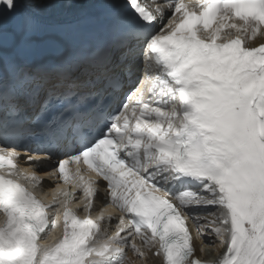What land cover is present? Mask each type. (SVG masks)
Listing matches in <instances>:
<instances>
[{
    "label": "snow or ice",
    "instance_id": "1",
    "mask_svg": "<svg viewBox=\"0 0 264 264\" xmlns=\"http://www.w3.org/2000/svg\"><path fill=\"white\" fill-rule=\"evenodd\" d=\"M78 2L0 0V264H264V0Z\"/></svg>",
    "mask_w": 264,
    "mask_h": 264
},
{
    "label": "bare ground",
    "instance_id": "2",
    "mask_svg": "<svg viewBox=\"0 0 264 264\" xmlns=\"http://www.w3.org/2000/svg\"><path fill=\"white\" fill-rule=\"evenodd\" d=\"M96 1V0H95ZM78 5H81V6H73L71 8H65V7H62V6H57V7H54L53 10L55 11L56 14H60V15H51L53 18H63V19H66V20H71V19H74L78 16H81L84 14L85 11H88L87 7H88V4L86 3H82V2H79ZM260 42H264V38H260L258 37L256 41H254L253 43L254 44H258ZM45 172V171H44ZM41 177H46L45 175H42ZM49 185H52L50 183H47ZM192 233H193V236L196 235L195 233V229L193 228L192 226ZM202 242L199 241V240H196L195 242V247L197 249V252H196V255L198 257H204L206 260L208 261H211L213 259H215V253L219 252V251H222V249L220 248H210L211 250L209 251H205V254L202 255L200 252H199V249L202 247ZM209 249V248H208ZM129 259L133 261V264H144V262H140V260H137L131 253H129ZM147 264H160V259L158 257H149L148 261H147Z\"/></svg>",
    "mask_w": 264,
    "mask_h": 264
},
{
    "label": "rangeland",
    "instance_id": "3",
    "mask_svg": "<svg viewBox=\"0 0 264 264\" xmlns=\"http://www.w3.org/2000/svg\"><path fill=\"white\" fill-rule=\"evenodd\" d=\"M211 249H212V248H211ZM211 249H210V248H209V249H208V248H206V249H205V251H209V250H211ZM140 262H142V261H140Z\"/></svg>",
    "mask_w": 264,
    "mask_h": 264
}]
</instances>
